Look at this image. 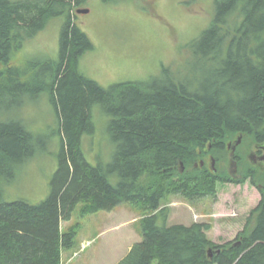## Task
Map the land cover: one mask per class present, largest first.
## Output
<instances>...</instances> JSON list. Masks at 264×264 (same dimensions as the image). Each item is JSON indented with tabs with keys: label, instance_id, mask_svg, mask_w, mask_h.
<instances>
[{
	"label": "trees",
	"instance_id": "1",
	"mask_svg": "<svg viewBox=\"0 0 264 264\" xmlns=\"http://www.w3.org/2000/svg\"><path fill=\"white\" fill-rule=\"evenodd\" d=\"M221 1L216 19L193 43L207 63L221 67L212 84L191 87L164 68L146 82L104 87L79 69L80 58L94 49L73 19V8L85 0H0V264H62V250L75 245L80 224L63 231L61 223L79 204L82 216L122 204L143 210V239L117 264H264V166L237 146L238 170H226L236 135L264 143V0ZM225 10L232 23L222 17ZM61 15L67 19L59 57L12 65L15 53ZM42 92L57 111L62 137L51 193L38 203L3 201L1 182L34 154L36 141L22 113L1 115L22 111L24 96ZM95 105L112 115L108 131L116 150L111 162L92 165L82 137L95 132ZM211 156L216 171L207 165ZM246 180L261 200L235 240L216 243L206 222L168 224L164 201L171 195L214 196L219 182Z\"/></svg>",
	"mask_w": 264,
	"mask_h": 264
},
{
	"label": "rangeland",
	"instance_id": "2",
	"mask_svg": "<svg viewBox=\"0 0 264 264\" xmlns=\"http://www.w3.org/2000/svg\"><path fill=\"white\" fill-rule=\"evenodd\" d=\"M219 3L224 4L221 0H85L73 8V19L88 34L94 49L83 54L79 69L104 87L121 82H146L162 76L164 68L178 76L181 83L191 87L212 84L216 69L221 67L207 63L193 43L216 19ZM78 8H88L89 12L77 13ZM223 13L222 17L232 23V11L225 10ZM66 19L67 15L51 19L43 30L15 53L12 65L57 59L60 32ZM22 101L19 107L21 109L24 104L22 111H6L1 116L5 120L19 119L22 113L25 125L36 141L35 152L16 168L12 178L1 182L2 200L26 199L38 203L51 193V180L59 165L62 149L60 121L47 93L42 92L35 98L24 96ZM10 102L11 99L7 105ZM92 115L95 132L83 135L82 150L90 164H106L111 162L116 150L108 131L111 114L95 105ZM237 138L236 135L230 142L236 144ZM237 146L249 159L252 144L242 141L241 137ZM231 151L226 166L228 173L233 169ZM211 159L212 156L207 159L208 166L212 163ZM116 181L117 178L113 177L112 182ZM260 200L258 187L246 180L242 183L219 182L214 196L188 199L179 194L171 195L164 204L170 208L169 225L189 226L195 221L210 223L209 237L216 243H225L236 239L250 211ZM81 206L77 205L71 220L62 222L63 231L80 224L75 245L62 251V264H106L124 248V240L131 238L127 235L128 228L113 226L119 219L125 220L130 215L142 217L144 214L140 207L122 204L116 208L115 214L101 210L82 216ZM132 230L136 234L141 233L139 240L143 239L140 221ZM119 236H122L121 242ZM79 246L81 249L76 252Z\"/></svg>",
	"mask_w": 264,
	"mask_h": 264
},
{
	"label": "crops",
	"instance_id": "3",
	"mask_svg": "<svg viewBox=\"0 0 264 264\" xmlns=\"http://www.w3.org/2000/svg\"><path fill=\"white\" fill-rule=\"evenodd\" d=\"M121 206V205H120ZM119 207V206H118ZM118 207H116V208H118ZM116 208L115 209H113V210H111V211H108V213H113V214H115V210H116ZM124 212H127L126 210H124ZM141 217L139 216V215H130V216H128V218H126L125 220H122V219H119V222L115 225V226H113L114 228H119V227H121V228H128V233H127V235H130L131 236V238L129 239V238H126L125 240H124V248L123 249H121L120 250V252H118V253H115L113 256H112V258H111V260H109L106 264H117L128 252H129V250L131 249V247L136 243V242H139V241H141V240H139L140 239V235H141V233H139V232H137V234H136V232L135 231H133L132 230V228H134L135 229V225H136V223H138L139 222V219H140ZM132 221H135V223H132L131 224V222ZM124 224H127V225H125V226H123ZM127 232V231H126ZM126 232L124 233V234H126ZM132 234H135V235H132ZM119 238L120 239H118L120 242H121V238H122V236H119ZM83 242V241H82ZM82 242H81V246H82ZM81 246H79V250H76V252H78V251H80V249H81ZM116 249V246H114V250ZM86 250V249H85ZM84 250V251H85ZM84 251H82V252H84ZM75 252V253H76ZM75 253H74V256H75ZM79 256V255H78ZM73 258V256L72 257H70L69 258V260L71 261V259Z\"/></svg>",
	"mask_w": 264,
	"mask_h": 264
},
{
	"label": "flooded vegetation",
	"instance_id": "4",
	"mask_svg": "<svg viewBox=\"0 0 264 264\" xmlns=\"http://www.w3.org/2000/svg\"><path fill=\"white\" fill-rule=\"evenodd\" d=\"M228 146L232 147V144L229 143ZM248 157L251 160L250 162H252L254 165L264 166V143H253L251 148V154ZM237 170V168L232 169V171Z\"/></svg>",
	"mask_w": 264,
	"mask_h": 264
},
{
	"label": "water",
	"instance_id": "5",
	"mask_svg": "<svg viewBox=\"0 0 264 264\" xmlns=\"http://www.w3.org/2000/svg\"><path fill=\"white\" fill-rule=\"evenodd\" d=\"M77 12H78V13H88V12H89V9H88V8H79V9L77 10ZM240 141H241V137L238 138L236 144L233 146V148H232V154H234V151L236 150V146H237V144H238ZM263 159H264V157H263ZM212 166L215 168V160H214V159H212ZM214 171H216V169H214Z\"/></svg>",
	"mask_w": 264,
	"mask_h": 264
}]
</instances>
